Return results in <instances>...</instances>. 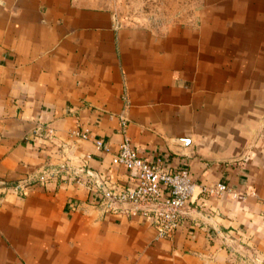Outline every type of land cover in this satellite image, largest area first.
Segmentation results:
<instances>
[{"label":"crops","instance_id":"0c3cea01","mask_svg":"<svg viewBox=\"0 0 264 264\" xmlns=\"http://www.w3.org/2000/svg\"><path fill=\"white\" fill-rule=\"evenodd\" d=\"M192 3L154 28L105 0H0V180L24 185L0 195V264H264V0ZM125 137L195 183L170 236L109 206Z\"/></svg>","mask_w":264,"mask_h":264},{"label":"built area","instance_id":"2783aa9c","mask_svg":"<svg viewBox=\"0 0 264 264\" xmlns=\"http://www.w3.org/2000/svg\"><path fill=\"white\" fill-rule=\"evenodd\" d=\"M151 20L154 28L161 25V19ZM119 119L120 130L124 134L128 120L124 115H120ZM37 130H43L42 126H38ZM44 131L49 136L54 135V130L50 127L45 128ZM71 135L86 137L87 134L74 130ZM95 145L103 150L109 149L108 145L101 141H96ZM112 163L125 167L131 175L132 182L104 188L109 206L115 210L118 205H131L133 211H140L154 218L157 237L170 236L180 223L195 189V183L191 181L189 172L186 169L178 170L164 166L159 159L148 160L126 137L120 143L118 151L113 154ZM85 181L89 184L92 180L86 177ZM23 186L22 183L8 185L0 180V195L8 190L22 191ZM201 191L210 196H219L224 192H231L233 196H237V192L221 182L203 185Z\"/></svg>","mask_w":264,"mask_h":264},{"label":"rangeland","instance_id":"374dc122","mask_svg":"<svg viewBox=\"0 0 264 264\" xmlns=\"http://www.w3.org/2000/svg\"><path fill=\"white\" fill-rule=\"evenodd\" d=\"M116 17L128 24L138 23L140 17L164 20L172 8L191 6L194 0H105ZM143 15V16H142Z\"/></svg>","mask_w":264,"mask_h":264},{"label":"water","instance_id":"95a60500","mask_svg":"<svg viewBox=\"0 0 264 264\" xmlns=\"http://www.w3.org/2000/svg\"><path fill=\"white\" fill-rule=\"evenodd\" d=\"M235 252H238V253H241V254H242V252H241V251H239V250H237V249H235Z\"/></svg>","mask_w":264,"mask_h":264}]
</instances>
